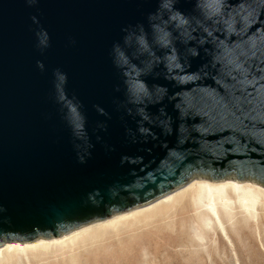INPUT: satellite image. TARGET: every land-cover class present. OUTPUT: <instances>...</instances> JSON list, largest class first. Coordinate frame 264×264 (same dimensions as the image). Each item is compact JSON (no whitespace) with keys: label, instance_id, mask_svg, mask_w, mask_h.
I'll return each instance as SVG.
<instances>
[{"label":"water","instance_id":"95a60500","mask_svg":"<svg viewBox=\"0 0 264 264\" xmlns=\"http://www.w3.org/2000/svg\"><path fill=\"white\" fill-rule=\"evenodd\" d=\"M193 177L264 187V0H0V245Z\"/></svg>","mask_w":264,"mask_h":264},{"label":"rangeland","instance_id":"374dc122","mask_svg":"<svg viewBox=\"0 0 264 264\" xmlns=\"http://www.w3.org/2000/svg\"><path fill=\"white\" fill-rule=\"evenodd\" d=\"M263 208L264 203L258 205L255 217L224 220L223 228L205 227L187 199L116 231L105 230L62 249L29 253L10 264H264Z\"/></svg>","mask_w":264,"mask_h":264},{"label":"bare ground","instance_id":"6f19581e","mask_svg":"<svg viewBox=\"0 0 264 264\" xmlns=\"http://www.w3.org/2000/svg\"><path fill=\"white\" fill-rule=\"evenodd\" d=\"M187 199L192 207L197 210V215H199L201 223H203L205 227L214 224V227L216 225L219 228H223L224 220H227V223H229L233 217L237 216L241 219L255 217L258 205L264 203V187L249 180L237 181L232 178H225L215 182L205 178L193 177L184 186L160 197L148 205L136 207L127 212L113 215L103 221L84 226L59 238L38 239L33 242L25 243H4L0 245V262L10 264L18 260L20 257H25V255L29 253H34L40 250L49 251L70 245L72 246L78 241L95 237L99 232H104L109 229L115 230L129 221H134L138 218H145L150 214L152 215L156 210L167 207L171 203L178 204ZM242 223H244V221H242ZM200 225L201 224L199 223L198 226ZM194 226L191 225V227ZM190 229L193 230V228ZM119 230L120 229H118V233ZM200 232H196V236L198 234L200 236ZM203 232L207 233V231ZM61 249H59V252Z\"/></svg>","mask_w":264,"mask_h":264},{"label":"clouds","instance_id":"9594fccd","mask_svg":"<svg viewBox=\"0 0 264 264\" xmlns=\"http://www.w3.org/2000/svg\"><path fill=\"white\" fill-rule=\"evenodd\" d=\"M60 79H61V81L63 82V79H64V78H63V77H60Z\"/></svg>","mask_w":264,"mask_h":264}]
</instances>
